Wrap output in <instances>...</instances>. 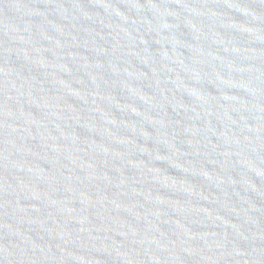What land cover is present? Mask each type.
Returning a JSON list of instances; mask_svg holds the SVG:
<instances>
[{
  "label": "water",
  "instance_id": "obj_1",
  "mask_svg": "<svg viewBox=\"0 0 264 264\" xmlns=\"http://www.w3.org/2000/svg\"><path fill=\"white\" fill-rule=\"evenodd\" d=\"M0 264H264V0H0Z\"/></svg>",
  "mask_w": 264,
  "mask_h": 264
}]
</instances>
